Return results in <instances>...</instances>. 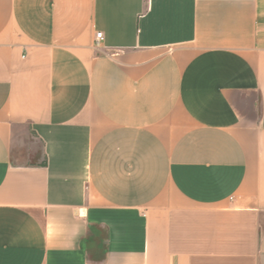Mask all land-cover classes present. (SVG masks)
Segmentation results:
<instances>
[{
	"label": "crops",
	"instance_id": "0c3cea01",
	"mask_svg": "<svg viewBox=\"0 0 264 264\" xmlns=\"http://www.w3.org/2000/svg\"><path fill=\"white\" fill-rule=\"evenodd\" d=\"M0 264H264V0H0Z\"/></svg>",
	"mask_w": 264,
	"mask_h": 264
},
{
	"label": "rangeland",
	"instance_id": "374dc122",
	"mask_svg": "<svg viewBox=\"0 0 264 264\" xmlns=\"http://www.w3.org/2000/svg\"><path fill=\"white\" fill-rule=\"evenodd\" d=\"M40 146L37 144L34 145V154L29 157V161H36L40 158Z\"/></svg>",
	"mask_w": 264,
	"mask_h": 264
},
{
	"label": "built area",
	"instance_id": "2783aa9c",
	"mask_svg": "<svg viewBox=\"0 0 264 264\" xmlns=\"http://www.w3.org/2000/svg\"><path fill=\"white\" fill-rule=\"evenodd\" d=\"M102 39H103L102 32H101V31H97V32H95V36H94V44H95L96 46H98V45L101 43Z\"/></svg>",
	"mask_w": 264,
	"mask_h": 264
}]
</instances>
